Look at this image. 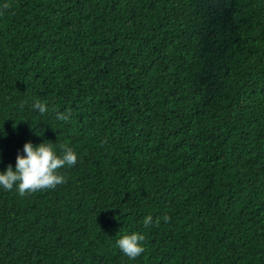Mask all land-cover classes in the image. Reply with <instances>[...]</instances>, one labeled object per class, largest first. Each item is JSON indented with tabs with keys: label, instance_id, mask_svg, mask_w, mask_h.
Segmentation results:
<instances>
[{
	"label": "trees",
	"instance_id": "16d2710c",
	"mask_svg": "<svg viewBox=\"0 0 264 264\" xmlns=\"http://www.w3.org/2000/svg\"><path fill=\"white\" fill-rule=\"evenodd\" d=\"M26 142L78 159L0 187V264H264V0H0V172Z\"/></svg>",
	"mask_w": 264,
	"mask_h": 264
},
{
	"label": "clouds",
	"instance_id": "9594fccd",
	"mask_svg": "<svg viewBox=\"0 0 264 264\" xmlns=\"http://www.w3.org/2000/svg\"><path fill=\"white\" fill-rule=\"evenodd\" d=\"M8 7L7 4L4 5ZM32 108L37 110L41 115L48 112L45 102L36 100ZM70 111L57 112L56 118L61 121L70 119ZM60 153L56 151V146L52 142H42L33 145L26 142L23 145V153L19 152L15 158V168L9 164L3 172H0V187L6 191H11L14 187L20 197L30 195L36 192L54 190L57 186L66 183V177L61 174L60 170L66 167H73L77 163V154L72 147L66 144L59 145ZM170 222L171 217L164 215L155 219L158 226L160 221ZM154 223L152 215L143 218L145 228ZM145 236L137 232L125 234L116 241L119 250L130 260L136 259L145 252L143 242Z\"/></svg>",
	"mask_w": 264,
	"mask_h": 264
}]
</instances>
